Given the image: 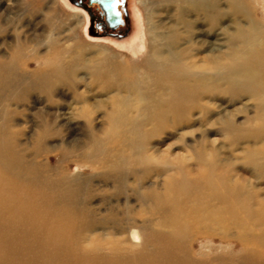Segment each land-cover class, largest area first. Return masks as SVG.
Here are the masks:
<instances>
[{
    "label": "bare ground",
    "instance_id": "bare-ground-1",
    "mask_svg": "<svg viewBox=\"0 0 264 264\" xmlns=\"http://www.w3.org/2000/svg\"><path fill=\"white\" fill-rule=\"evenodd\" d=\"M163 1L172 5L152 25L156 45L148 49L140 36L132 39V47L147 49L140 65L109 56L89 67L96 80L118 90L120 105L110 113L117 130L134 136L140 130L127 103L144 87L150 111L203 120L197 129L204 139L193 157L165 158L163 186L146 199L140 195L147 209L116 232H98L105 226L90 218L61 170H44L19 151L10 107L30 81L33 56L9 45L0 52V264H56L57 257L62 264H155L160 258L191 264L194 240L203 236L200 245L206 239L202 246L209 247L207 235L231 229L247 248L264 247V0ZM35 59L56 75L75 67L60 56ZM117 147L90 165L106 166L120 180L123 167L135 172L154 162L143 153L121 158Z\"/></svg>",
    "mask_w": 264,
    "mask_h": 264
},
{
    "label": "rangeland",
    "instance_id": "rangeland-1",
    "mask_svg": "<svg viewBox=\"0 0 264 264\" xmlns=\"http://www.w3.org/2000/svg\"><path fill=\"white\" fill-rule=\"evenodd\" d=\"M171 5L163 0H128L129 32L117 38L98 33L88 11L72 0H0V52L9 45L14 49L21 47L33 56L27 71L30 81L16 90L17 99L10 107L13 124L9 125L19 140V151L27 153L40 168L61 170L70 179L90 218L105 226L98 230L101 234L116 232L115 226L120 228L133 221L141 209L140 195L146 199L163 186L166 174L159 167L165 158L193 157L204 139L197 129L203 120L196 123L187 116L177 120L172 110L165 116L150 111L144 87H139V95L130 96L127 103V114L134 116L133 124L140 130L135 136L117 130L110 113L120 105L118 90L96 80L89 67L109 56L129 65H140L147 49L132 47V39L140 36L148 49L155 44L152 25L166 16ZM38 55L51 59L60 56L65 66L75 67H67L63 74L56 75L47 62L35 59ZM63 111L70 113L63 115ZM126 135L132 140L126 141ZM220 139L229 145L226 138ZM118 145L124 151L121 158L143 153L154 158L153 164L138 165L135 172L128 171L133 170L129 166L123 167L127 174L120 180L108 167L90 165L105 152H115L110 148ZM148 204L145 202L141 210L145 211ZM237 231L207 235L213 240L209 247L202 246L206 239L200 245L203 236L194 240L195 253L189 255L191 264H264V247L247 248ZM25 249L33 251L30 247ZM63 259L57 257L54 261L62 264ZM155 264L164 261L156 259Z\"/></svg>",
    "mask_w": 264,
    "mask_h": 264
},
{
    "label": "flooded vegetation",
    "instance_id": "flooded-vegetation-1",
    "mask_svg": "<svg viewBox=\"0 0 264 264\" xmlns=\"http://www.w3.org/2000/svg\"><path fill=\"white\" fill-rule=\"evenodd\" d=\"M76 5L86 6L89 10L84 8L90 14V19L93 27L96 28L98 33L107 34L108 36L122 38L129 32V9L128 0H119V10L121 12L122 22L112 24L109 19L107 12L102 8L99 3L89 4V0H72Z\"/></svg>",
    "mask_w": 264,
    "mask_h": 264
},
{
    "label": "water",
    "instance_id": "water-1",
    "mask_svg": "<svg viewBox=\"0 0 264 264\" xmlns=\"http://www.w3.org/2000/svg\"><path fill=\"white\" fill-rule=\"evenodd\" d=\"M99 3L102 8L107 12L108 19L112 24L122 22L121 12L119 10V0H89V4ZM84 8L88 9L86 6Z\"/></svg>",
    "mask_w": 264,
    "mask_h": 264
}]
</instances>
